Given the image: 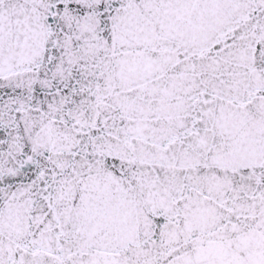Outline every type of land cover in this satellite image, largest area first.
Returning <instances> with one entry per match:
<instances>
[{
	"label": "snow or ice",
	"instance_id": "6c2138e0",
	"mask_svg": "<svg viewBox=\"0 0 264 264\" xmlns=\"http://www.w3.org/2000/svg\"><path fill=\"white\" fill-rule=\"evenodd\" d=\"M0 264H264V0H0Z\"/></svg>",
	"mask_w": 264,
	"mask_h": 264
}]
</instances>
